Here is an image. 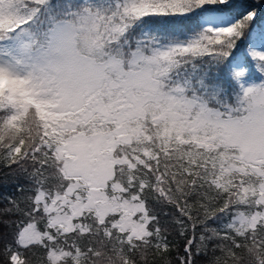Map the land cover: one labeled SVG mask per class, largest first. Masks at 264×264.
I'll list each match as a JSON object with an SVG mask.
<instances>
[{
  "label": "snow or ice",
  "instance_id": "snow-or-ice-1",
  "mask_svg": "<svg viewBox=\"0 0 264 264\" xmlns=\"http://www.w3.org/2000/svg\"><path fill=\"white\" fill-rule=\"evenodd\" d=\"M261 5L0 0V264H264Z\"/></svg>",
  "mask_w": 264,
  "mask_h": 264
},
{
  "label": "trees",
  "instance_id": "trees-1",
  "mask_svg": "<svg viewBox=\"0 0 264 264\" xmlns=\"http://www.w3.org/2000/svg\"><path fill=\"white\" fill-rule=\"evenodd\" d=\"M250 3H259V0H250ZM260 13L261 20H264V5H261L260 8L257 9Z\"/></svg>",
  "mask_w": 264,
  "mask_h": 264
}]
</instances>
